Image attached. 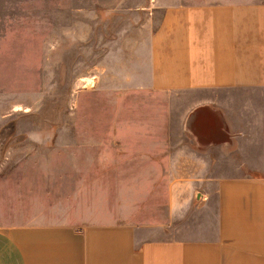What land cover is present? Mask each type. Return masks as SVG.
Returning a JSON list of instances; mask_svg holds the SVG:
<instances>
[{
    "label": "crops",
    "instance_id": "obj_1",
    "mask_svg": "<svg viewBox=\"0 0 264 264\" xmlns=\"http://www.w3.org/2000/svg\"><path fill=\"white\" fill-rule=\"evenodd\" d=\"M135 67L137 118L0 146V264H264V0H171ZM177 93L217 141L164 133Z\"/></svg>",
    "mask_w": 264,
    "mask_h": 264
},
{
    "label": "rangeland",
    "instance_id": "obj_2",
    "mask_svg": "<svg viewBox=\"0 0 264 264\" xmlns=\"http://www.w3.org/2000/svg\"><path fill=\"white\" fill-rule=\"evenodd\" d=\"M170 1L2 0L0 146L9 150L12 134L55 135L75 123L78 134H89L107 128L98 120L137 118L132 103L144 105L149 95L128 89L140 47ZM200 99L164 94V133L189 129L217 141L218 110L196 106Z\"/></svg>",
    "mask_w": 264,
    "mask_h": 264
}]
</instances>
